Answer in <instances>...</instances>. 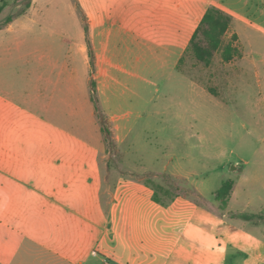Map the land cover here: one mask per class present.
I'll use <instances>...</instances> for the list:
<instances>
[{
    "label": "crops",
    "instance_id": "obj_1",
    "mask_svg": "<svg viewBox=\"0 0 264 264\" xmlns=\"http://www.w3.org/2000/svg\"><path fill=\"white\" fill-rule=\"evenodd\" d=\"M78 1L91 8V44L83 28L63 34L69 61L51 72L58 60L49 49L31 77L44 81L43 92H0V264H234L237 256L238 264H264V198L257 206L252 196L255 182L264 185L261 170L236 162L244 168L234 169L224 212L184 194L158 203L153 188L131 174L155 171L125 158L129 151L119 164L129 173L111 168L105 176L108 144L90 90L94 81L115 144L127 145L149 112L148 98L179 70L202 17L216 6L232 17L226 34L233 29L241 51L237 80L252 67L258 82L254 91L237 85V97L264 108V0ZM170 173L190 181L191 174Z\"/></svg>",
    "mask_w": 264,
    "mask_h": 264
},
{
    "label": "rangeland",
    "instance_id": "obj_2",
    "mask_svg": "<svg viewBox=\"0 0 264 264\" xmlns=\"http://www.w3.org/2000/svg\"><path fill=\"white\" fill-rule=\"evenodd\" d=\"M6 1L4 4L0 0V92H16L18 96L43 92L44 81L35 82L31 77L45 65L49 49L54 50V60H58L51 72L57 73L60 65L66 62V47L60 37L63 34L74 36L77 27L83 28L91 44L90 18L86 11L91 12V8L83 10L78 0ZM10 19L12 31L8 29ZM232 31L224 36V43L234 37ZM89 53L92 61L91 49ZM178 68L173 78L164 80L157 94L148 98L149 112L133 129L127 145H116L112 133L111 141L107 140L103 131L108 144L104 173L107 176V171L115 168L117 171L113 170V175L128 174L129 171L119 166L127 150L129 154L125 158L157 172L131 174L137 175L153 190L161 185L163 190L159 195L163 199L184 194L201 205L224 212L227 206L221 207L215 191L225 180L235 181L237 172L244 166L248 172L260 169L264 174V108L253 104L255 99L251 96L237 97L236 92L239 88L240 91L258 90L257 78L252 67H246V80H237L236 58L223 60L222 48L214 52L209 63L190 52ZM90 90L95 108L98 106L107 120L98 92L93 95L92 81ZM14 116H19L20 121L27 120L21 113H14ZM240 158L249 164H236ZM172 171L191 174L190 181L172 175ZM115 178H105V201ZM197 183L203 193L198 190ZM252 187L254 204L258 206L262 202L259 196L264 198V185L255 182ZM253 208H248L246 214H252ZM237 257L233 258L237 260L234 264H238Z\"/></svg>",
    "mask_w": 264,
    "mask_h": 264
},
{
    "label": "trees",
    "instance_id": "obj_3",
    "mask_svg": "<svg viewBox=\"0 0 264 264\" xmlns=\"http://www.w3.org/2000/svg\"><path fill=\"white\" fill-rule=\"evenodd\" d=\"M4 4L7 3L3 0ZM11 20V19H10ZM9 20V21H10ZM232 22V17L222 9L211 6L207 9L204 16L202 17L198 27L196 28L188 47L186 48L183 56L179 63H181L188 53L195 54L200 60L209 63L212 59L214 52L222 48V58L225 61L235 59L241 55L240 49L236 45V35L224 43V36L229 30ZM93 95H96V84L92 81ZM97 113L99 114L102 130L106 133L107 140L111 141V131L107 127V120L105 119L102 111L96 106ZM235 181L233 179L225 180L221 186L215 191L217 200L221 202V207L224 209L228 204V200L233 191ZM162 189L161 185H157L154 190L153 199L163 205H168L176 196L171 197L168 200L163 199L159 192ZM241 254V253H240Z\"/></svg>",
    "mask_w": 264,
    "mask_h": 264
},
{
    "label": "built area",
    "instance_id": "obj_4",
    "mask_svg": "<svg viewBox=\"0 0 264 264\" xmlns=\"http://www.w3.org/2000/svg\"><path fill=\"white\" fill-rule=\"evenodd\" d=\"M96 252H94V254H95ZM103 264H109L107 261H105Z\"/></svg>",
    "mask_w": 264,
    "mask_h": 264
}]
</instances>
